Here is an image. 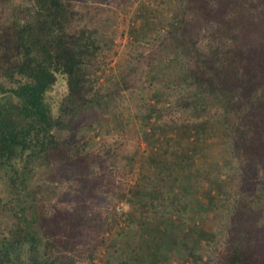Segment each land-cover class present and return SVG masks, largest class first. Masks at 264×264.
Instances as JSON below:
<instances>
[{"label": "trees", "instance_id": "trees-1", "mask_svg": "<svg viewBox=\"0 0 264 264\" xmlns=\"http://www.w3.org/2000/svg\"><path fill=\"white\" fill-rule=\"evenodd\" d=\"M105 1L0 0V264H82L84 248L86 264H95L101 250L105 264H172L180 255L199 261L196 248L214 235L213 200L195 189L181 164L151 157V173L133 185L131 209L121 214L128 186H113L126 173L120 165L131 171L134 154L123 163L122 141L74 136L104 124L94 122L108 106L104 99L132 86L121 74L107 96L96 88L115 43L113 28L98 16ZM167 5V22L159 7L143 5L137 13L167 23L161 49L173 53L177 70L169 81L220 109L237 163V173L209 180L210 193L224 195L226 185L235 195L219 264H264V0ZM64 164L94 187L48 192L47 174ZM116 223L120 230L106 238Z\"/></svg>", "mask_w": 264, "mask_h": 264}, {"label": "rangeland", "instance_id": "rangeland-1", "mask_svg": "<svg viewBox=\"0 0 264 264\" xmlns=\"http://www.w3.org/2000/svg\"><path fill=\"white\" fill-rule=\"evenodd\" d=\"M168 3L169 0H110L101 4L98 16L101 15L108 22L110 30L113 28L115 43L107 48L108 56L97 71L96 88L106 95L118 82L121 74H126L132 86L121 89L114 98L104 99L108 106L102 108L99 119L94 121L104 124L89 130L86 128L74 136H95L96 140L93 141L104 136L107 142L122 141L118 152L126 157L123 158V163L134 154L131 171L127 173L128 167L120 165V168H125L126 173L121 174L124 170L120 169L121 175L113 186H128L125 198L118 201L121 214L131 209L133 185L151 173V157L160 161L169 160L170 164H181L183 174L191 178L195 189L201 190L206 200H213V209L211 207L209 210L208 229L214 235L210 240H202L196 248L203 253V259L197 261L195 258H186V261L180 255L181 259L174 258L172 264H219L227 235L224 217L231 210L235 195L234 189L226 185L224 195L210 193L209 180L218 184L219 177L225 178L237 173V163L228 153L224 142L228 135L221 129L223 114L220 109L216 106L209 107L210 103L207 104L198 95L188 96L186 90L169 81L177 70H174L171 62L173 53L161 49L162 35L169 32L167 23L161 24L158 17L153 18L154 16L150 19L138 16L137 12L143 5L159 7L164 13L163 20L167 22L170 13ZM198 33L201 37L204 36V29L200 28ZM164 70L166 75L163 74ZM184 99L189 104L182 107ZM190 122L198 124V128L187 125ZM46 177L43 183L45 188L48 192L55 188V194L60 196L77 187H94L91 177L78 179L72 164L61 165L56 173L47 174ZM259 182L264 193V167ZM110 200L109 193L101 198L103 206H107ZM105 210L103 207L102 214H108ZM124 222L122 220V225ZM120 228L119 224H114L106 233V238L117 233ZM89 258L90 250L84 248L79 261L86 264ZM106 260L104 251L101 250L95 264H105Z\"/></svg>", "mask_w": 264, "mask_h": 264}]
</instances>
